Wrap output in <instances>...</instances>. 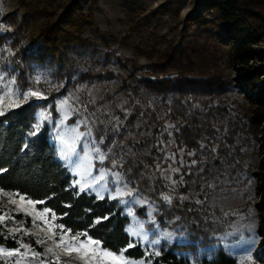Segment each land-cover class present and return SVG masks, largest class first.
<instances>
[{
  "label": "rangeland",
  "instance_id": "rangeland-1",
  "mask_svg": "<svg viewBox=\"0 0 264 264\" xmlns=\"http://www.w3.org/2000/svg\"><path fill=\"white\" fill-rule=\"evenodd\" d=\"M89 11L93 19L89 20L91 26L82 30L85 44L68 41L66 30L75 31L72 21ZM51 24H56L61 37L60 58L53 63L49 59L43 64L26 62L22 49ZM224 25L219 15L206 7L205 0H0V72L9 78L15 76L23 89L31 87L47 97L31 99L37 105L36 123L39 114L45 113L48 118L42 127L49 128L50 142L73 175L74 186L80 190L75 182L82 176L91 181L101 167L121 173L119 184L109 174L107 190L102 191L97 184L95 190L87 192L111 198L117 187L132 191V196L115 200L129 217L127 230L140 226L130 211L143 223L147 240L129 235L136 242L150 252L180 246L176 254L193 263L223 250L237 264H264V209H260L264 205L260 204L258 186L263 172L259 164L264 156V130L257 128L255 135L242 131L249 126L254 105L248 97L255 92L246 88L244 75H238L229 55L244 35ZM248 45L253 53L249 72L260 75L261 81L256 82L260 91L264 84V54L260 53L264 38ZM169 55L174 62L164 71H156V63ZM180 59L189 63L188 76L219 77L225 83L217 96L190 98L192 108L225 107L212 120L214 133L203 152L176 145L173 132L178 121L166 115L161 97L140 99L126 86L131 83L130 74L133 78L174 77L179 73L175 63ZM0 96H4L3 91ZM61 101H66L62 109ZM73 128L91 135L78 143V155L65 160L60 156L64 145L57 137L63 135L71 143ZM85 144L90 160L85 158ZM95 147L108 157L103 165L96 159ZM113 161L119 162L115 168ZM172 181H176L174 190ZM16 194L0 191V216L5 217L0 222V238L11 245L0 244V248L19 249L12 257L0 254V264H40L41 260L45 264H85L81 253L53 247V241L59 243V234L73 243V235L58 227L53 213H45L42 219L44 208L29 204L25 196L22 201L23 195ZM163 195H170L172 203L165 202ZM137 200L146 203L138 204ZM149 211L155 224L147 215ZM164 232L173 236L166 238ZM38 239L45 242L37 243ZM156 239L160 243L153 247L149 242ZM49 247L58 259L45 252ZM97 250L102 253L107 249L100 244ZM33 251L40 255L34 256ZM98 262L112 264L100 255L90 264Z\"/></svg>",
  "mask_w": 264,
  "mask_h": 264
},
{
  "label": "trees",
  "instance_id": "trees-1",
  "mask_svg": "<svg viewBox=\"0 0 264 264\" xmlns=\"http://www.w3.org/2000/svg\"><path fill=\"white\" fill-rule=\"evenodd\" d=\"M208 9L214 11L225 22L224 27L233 26L244 35L230 48V58L237 65L238 75H244L243 83L254 96H249L254 105L249 126L242 130L247 134H256L257 128L264 130V81L260 91L256 82L261 81L258 72H249L252 59V49L248 42L257 43L259 37L264 38V0H205ZM93 14L80 15L72 24L75 31L66 30L68 41L85 44L87 39L82 36L84 27L91 26L89 22ZM21 22V21H20ZM22 28L19 25V30ZM56 24L46 27L38 38L32 39L28 46L21 51L26 62L36 61L41 64L48 60L53 63L61 56V37ZM37 42V44H36ZM264 54V51H260ZM174 62L173 55H169L163 62L154 66L157 71H164ZM177 62V61H176ZM189 63L182 59L175 63L179 73L174 77L151 78L141 76L133 78L126 85L131 92L141 98L150 96L161 97L164 101L166 115L178 121L174 130V141L178 147L187 150L203 152L209 145L214 128L212 120L225 107L205 109L192 108L190 98L207 95L217 96L224 88V81L219 77L203 79L190 77L186 74ZM191 65V64H190ZM30 100L21 108L8 110L5 116H0V189L15 192L38 203L40 208H48L55 214L57 223L63 224L65 230L70 229L71 235L87 232L94 240H99L101 246L111 252L120 254L119 250L127 248L129 243L136 246L127 248L124 256L133 259L145 258L149 248L142 246L132 239L128 232L129 217L122 205L108 196L102 198L96 194L81 191L72 184L73 175L57 157L56 149L50 142L49 128L41 127L39 133L30 135L36 124L35 110L37 105ZM140 107L135 106V109ZM201 142L204 145H201ZM25 145H27L25 147ZM259 167L262 173L258 176L260 204L264 205V156ZM260 209H264L263 206ZM107 217V219H102ZM101 219L100 223H95ZM86 237V236H81ZM0 238V244L11 246ZM177 245L165 249L161 247L159 256H148L153 264H237L236 259L223 250H219L211 257H199L193 263L190 259L176 254Z\"/></svg>",
  "mask_w": 264,
  "mask_h": 264
},
{
  "label": "snow or ice",
  "instance_id": "snow-or-ice-1",
  "mask_svg": "<svg viewBox=\"0 0 264 264\" xmlns=\"http://www.w3.org/2000/svg\"><path fill=\"white\" fill-rule=\"evenodd\" d=\"M39 82V80L37 79V83ZM0 91L4 92V96H0V116H5L6 112L8 110H15L18 108H21L23 105H25L26 103H29L30 100L32 98H35L37 100L39 99H46L47 97H45L43 95L42 92H40L39 90H32L31 87H29L27 90L23 89L21 85L17 84L16 82V77L12 76V77H7L6 74L4 72H0ZM5 97H7V107H4L5 104ZM66 104V101H61L60 105H61V109L63 108V106ZM48 117L45 115V113L41 112L39 114V118H38V122L36 124L33 125L34 131L29 133L30 135H36L37 133H39L41 127H42V122L47 119ZM72 131L75 133V135L72 138L71 143H69L67 140L64 139L63 135H58L57 139H59L61 141V143L64 145V148L60 151V156L62 159L65 160H71L72 156H76L78 155L77 152V146L78 143L81 141L82 137L86 136V135H91V133H80L77 132L75 128L72 129ZM101 143H103V141H100ZM27 145H25L26 147ZM86 152H85V158H88L89 160L91 159L89 156V152L87 151L88 149V145L85 144L84 145ZM66 149V150H65ZM95 152H96V159L99 160L100 164L103 165L104 161L106 159H108L107 155L101 151V149L99 147H95ZM191 155V154H190ZM117 161H113V168L118 166ZM192 163H195V161H193ZM92 167L91 162L89 163V169ZM6 171L5 169H0V172ZM174 171H179L178 169H175ZM111 174L114 177V182L116 184H119L122 180V175L119 172H110L109 169H106L104 167H101L99 169V175L97 176H92L91 177V181L87 180V178L85 176H82L81 180L76 181V184L80 185V190L81 191H87L89 188H91L92 190H95V186L97 184L100 185V188L102 191L107 190V179H108V175ZM163 175V174H162ZM87 176H91V172L87 171ZM165 179H170L167 176H164ZM83 181V182H82ZM173 185V190H174V186L176 184V181H172L171 182ZM125 187H127L125 185ZM0 191H3L2 189H0ZM115 196H112V199H117V198H122L124 195H128V196H132L133 193L132 191L129 189L127 192L122 191L121 188L117 187L115 189ZM16 195H19L18 193ZM98 197H100V193H97ZM102 198V197H100ZM20 199L23 201L26 198L24 196H21ZM162 199L171 204L172 203V197L170 195H163ZM181 199H186V197H181ZM14 202V201H13ZM121 202H125L126 201H121ZM29 204H35V203H43V201H31L28 200ZM136 203L138 204H142V203H146V201L143 200H137ZM51 210L48 208H45L43 210V213H40L41 218L43 219V216L45 213L50 212ZM129 215H131L133 217V220L136 221L137 223H139V228L137 229H133V228H129L127 231L129 233V235L137 237L139 239H144L147 240V233L144 231V225L143 223L137 221V218L135 216L134 213H132L131 211L128 213ZM149 219L155 224V218L152 214L151 211H149L147 213ZM53 216H55V214L53 213ZM5 219L4 216H0V222H2ZM102 219H107V217H104ZM101 219H97L95 221V223H100ZM61 230H64V225L60 224L58 226ZM51 231V228L49 229ZM65 232H70L71 230H64ZM53 235H57L56 233H53ZM162 235L166 238H171L173 236V233H169V232H164L162 233ZM80 236H86L88 237L87 240L85 241H80L78 238ZM72 241L73 243H68L65 241V236L63 234H59V243H57L56 241H53V247L55 248H60L63 247L65 251L67 252H72V251H77L79 253H81V258L85 259V264H90V262L98 255L102 256L103 258H106L108 260H110L112 262V264H151V261L147 259L148 256H159L160 252L159 251H155L152 253H147L144 260H141L139 262L136 261H130L128 259H126L124 257V252L127 251V248H132L135 247L136 245L133 243H129L127 248L119 250L120 254L117 255L116 253H113L111 251L108 250H104L102 253H99L97 248L98 246L101 244V242L99 240H94L92 239L91 236H88L87 232L84 233H80L77 232L75 233L74 236H72ZM45 241L43 240H37V243H43ZM153 247L155 245H158L160 243V241L158 239L156 240H152L149 242ZM93 245L97 246V247H92ZM22 247L24 248H28V245H22ZM53 247H49L45 249L46 253H53V255L57 256L58 259V254L53 252ZM19 253V249H13V250H5L4 248H0V254H3L4 256L7 257H12L15 256ZM33 255L34 256H39L40 253H37L35 251H33ZM16 264H20L19 261L16 262ZM40 264H45L44 260L40 261ZM52 264H56L55 261L52 262ZM98 264H102V262H98Z\"/></svg>",
  "mask_w": 264,
  "mask_h": 264
}]
</instances>
